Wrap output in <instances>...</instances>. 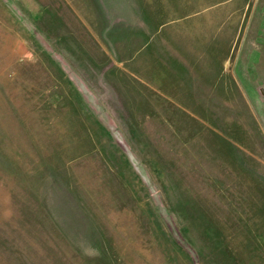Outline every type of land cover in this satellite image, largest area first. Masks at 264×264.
<instances>
[{
	"label": "rangeland",
	"instance_id": "374dc122",
	"mask_svg": "<svg viewBox=\"0 0 264 264\" xmlns=\"http://www.w3.org/2000/svg\"><path fill=\"white\" fill-rule=\"evenodd\" d=\"M0 264H264V0H0Z\"/></svg>",
	"mask_w": 264,
	"mask_h": 264
}]
</instances>
